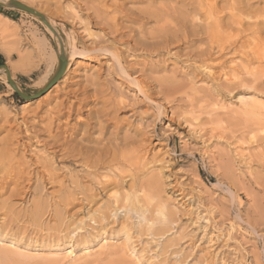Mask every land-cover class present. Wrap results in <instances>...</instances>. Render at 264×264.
Here are the masks:
<instances>
[{"label":"rangeland","instance_id":"374dc122","mask_svg":"<svg viewBox=\"0 0 264 264\" xmlns=\"http://www.w3.org/2000/svg\"><path fill=\"white\" fill-rule=\"evenodd\" d=\"M15 1L38 10L66 43L93 52L75 59L53 88L31 101L5 85L0 68V162L9 157L12 164L0 171V264H71L63 258L70 247L81 257L75 264H264V72L258 91L223 89V75L233 78L240 58L213 52L209 71L199 69L205 35L141 50L138 44L149 43L158 28L147 12L160 5L174 23L178 15L203 22L178 0ZM248 1L263 19L264 0ZM0 13L19 32L10 58L0 38V66L32 96L56 71L57 42L38 18L11 7ZM248 34L245 39L253 37ZM259 37L264 53V34ZM19 54L29 56L25 69L12 67ZM163 89L175 91L171 105L162 100ZM247 97V105L240 104ZM120 101L117 119L107 116ZM185 119L198 126L196 133ZM200 127L202 133L213 127L217 138L198 134ZM115 134L145 138L132 174L109 172L108 155L96 167L68 155L83 147L93 150L88 158L94 162L95 151L107 150ZM105 239L112 242L107 250L100 248ZM132 247L139 261L131 258ZM84 248L92 252L87 259L80 255Z\"/></svg>","mask_w":264,"mask_h":264},{"label":"bare ground","instance_id":"6f19581e","mask_svg":"<svg viewBox=\"0 0 264 264\" xmlns=\"http://www.w3.org/2000/svg\"><path fill=\"white\" fill-rule=\"evenodd\" d=\"M9 1H11V0H0V3H2L5 6H8ZM147 1L151 2L152 0H147ZM175 1H177V0H175ZM177 2H182V3L186 4V6L189 8L188 10L191 11L192 15L203 16L204 17L203 22L197 23L194 20L195 18L188 19L185 17V15H182L181 17H179V15H178V17H175L177 19H176V23H174L173 22L174 20L173 21L171 20L172 17H170V15H167L168 18L166 19V17L164 16L166 14H164V13H166L168 11V9L163 7L162 5H160V6L156 7L155 10L147 12L148 17H152L156 21L158 28L156 29L154 34L150 37L151 41H149V43L142 42V43L138 44L140 49L141 50L149 49V50L156 51L160 48L168 47L169 45H171L173 43L185 41L191 37H198L199 35H205L206 39L208 40L207 48L199 49L197 51V56L202 58V60L199 61V63H200L198 65L199 69H202L204 71H209L207 69L208 63L212 59V57L214 56L213 52H215V54H218L219 57H223L224 55L231 54L230 57L240 58V60H237L240 63L237 64L236 62H233V64L236 63V65H235L236 70L234 69L236 74L233 76V78L227 77L226 74L223 75V77L220 81L222 88L223 89H228V88L231 89L232 86H234V87L239 86L241 88L242 87L243 88L244 87L245 88H254L256 90L258 85H260V83L258 84V77H260V74L262 75L263 74L262 72H264V61H263L264 60V53H262V49H261V45H260L261 37H259L261 34H264V15H262L263 19H259L258 17H260V16H258L257 14L260 11L258 9H257L258 11L255 9L252 10V6H251V4L248 3L249 2L248 0L247 1H243V0H178ZM219 3L223 4V6H221V10L217 9V5ZM223 9H227L229 11L228 15L224 14ZM33 10H35L37 13L41 14L38 10H36V9H33ZM262 12L264 13V9ZM167 14H171V13L169 12ZM174 14H175V12H174ZM261 14L262 13H260V15ZM256 15L258 16L257 18L255 17ZM169 17H170V19H169ZM251 19H253L252 22H250ZM45 20L49 24V27H47L45 25L47 32L56 40L57 45H58L59 53L57 56H55L57 68L59 66V57L61 55L64 56V58L67 61V65H66L64 73L69 71L72 62H74L75 59H78L81 57L83 59L85 54H88L89 52L90 53L93 52V51H87L86 52L83 48H82V50H78L76 48V45L74 44V42L70 43V44L66 43L65 39L61 36V34L57 30V28L51 22H49L46 18H45ZM229 27L232 29H235L236 33L226 36L223 33V29L229 28ZM86 32H88V28L85 27L81 33H86ZM18 33L19 32H18V27H17L16 23L13 20L9 19L8 17H6L0 13V38L4 40V42H2L1 48H2V52L4 53V55L7 58H10L12 53L14 51H16L15 48H13L14 46L12 47V45L16 43V42L15 43L13 42L14 41L13 38L15 37V39H16V36L18 35ZM245 33H249L250 35H253V37H251L252 40L249 39L248 37H247V39H245L246 38ZM243 38H244V40H243ZM36 40H37V38H36ZM36 40L33 39V43H34L32 45L33 49H38L40 47ZM249 40H251V41H249ZM11 42H13V44ZM41 44H46V43L42 42ZM15 45H17V43ZM43 47H45V46H43ZM97 51H101V49H99V50L97 49ZM24 54H19L18 60L16 62H13V64H12L13 68L25 69L29 66V56L27 57ZM57 68H56V70H57ZM1 69L4 71L3 73L6 76L4 83L12 91L13 89L8 84V79H7V72H8L10 79L13 82L12 77H11V73H10L8 68L7 69L1 68ZM119 70L123 71V67L121 65H119ZM55 72H54V74H55ZM248 78H250V79H248ZM262 78H264L263 75H262ZM66 79L64 80V82L66 81ZM49 81L47 83H49ZM134 81H135V83L137 82L136 80H134ZM47 83H46V85H47ZM15 86L17 87L16 84H15ZM232 89H233V87H232ZM18 90H19V88H18ZM256 91H258V88ZM172 92H171V90L166 91V89L159 91V94L162 95L161 97H162V100L164 101V103L170 104L171 102L173 103V101L176 100V99L173 100L174 97H172V96H174L175 94H172ZM173 93H175V91ZM195 94L196 93H194V95ZM257 96L259 97V95H257ZM183 97H184V95H183ZM247 100H248V97L242 98L240 100V104L243 103L244 105H247L246 104ZM124 105H125V102H123V101H120V102L114 104L111 107V112L109 114H107V116H110L112 114L114 116V119L116 120L117 119L116 113L122 107H124ZM157 108L159 110V114H158V116H156V119H159V116H161L163 114V113H160V110L163 109V105L162 104L157 105ZM186 120H188V119L184 120L185 124H187V126L193 130L192 132L196 133L195 128L197 129L198 126L192 125L193 121L189 122L191 119L187 122H186ZM109 121H112V119H108L106 121V123ZM194 126H197V127L194 128ZM100 129L103 130V129H105V127H101ZM115 129H118V128L116 127ZM212 129H213V127H212ZM212 129L211 130L209 129L210 132L206 130V133H202L201 127H200V130L198 128V130H199L198 134L200 133V135H202V136H207L209 139H211V138L214 139L215 137L217 138L215 130L214 129L212 130ZM207 132H209V133H207ZM198 137H200V136H198ZM218 138H220V137H218ZM111 139L112 140H110L108 143L109 147L107 148V150L104 149L102 151H99V150L95 151V153L97 154V158H96V160L94 159V162L92 161L91 158H88V157H90L89 152L91 153V151H93V150L90 151L88 149H84L83 147L82 148H72L70 151H68L69 150L68 149L67 150L69 152L68 155L72 154V156H70V157L79 158L80 160L84 161L85 164L89 163V165L92 164L95 167L97 164L102 162L104 157L107 158L106 155H108V158L109 157L112 158L111 161H109V162L113 163V165L108 167L109 172H111L115 175L118 172L117 174L120 177L122 174H124L123 169L125 168L129 171L127 174H132V173H130L131 168L135 167V165L139 162L138 160H140V157H142V154L145 151V144H144L145 138L144 139L142 138L139 142H135L134 140H132V138H128L125 136L122 138H118L115 134L114 138H111ZM64 140H66V139H64ZM66 142L68 143V141H66ZM106 142H107V140H106ZM62 151H64V149ZM99 152L100 153L102 152V153L100 154ZM109 153L112 155V157L109 156ZM236 153H237V151H236ZM228 156H229V154H228ZM89 159H91V160L88 161ZM105 159L103 160V162L105 161ZM242 160L244 161L246 159H242ZM229 161H227V163ZM232 161H230V162H232ZM10 162H11V160L9 159V157H7V159H4V160L2 159V161L0 162V171L5 170V168H6L5 164L6 165H12ZM228 164H230V166H227V167L231 168L232 167L231 163H228ZM232 165H233V163H232ZM222 167H224V166L221 165V168ZM7 170H8V168L6 169V172H7ZM135 170H134V172H136ZM115 171H117V172L114 173ZM113 174H112V176H113ZM134 174L135 173H133V175ZM231 174H232V171L230 173V176H231ZM3 176H2V178H3ZM0 183H1V181H0ZM218 185H222V181L221 182L218 181ZM228 189L231 190L230 186L228 187ZM180 194H178V196ZM116 198H118V197H116ZM144 198L150 199L151 194H149V195L144 194ZM125 200L128 201L129 196H126ZM36 211H37V209H36ZM163 213H164L163 207L158 209V214L163 215ZM7 246L9 247L10 245L7 244ZM110 247H112V242L110 240H107V239L103 240V243L100 244V248L103 250H107ZM125 247L120 246L119 248H120V250L125 251L126 249H128ZM58 249L61 250V248H58ZM128 252L130 255H133V256H131V258L139 261L135 255L136 252H135V249L133 247H132V249H129ZM128 252L126 251L127 254H128ZM80 255H82L83 258L87 259L90 256H92V252L89 248H84ZM63 258L68 259L71 264H75L76 262H78L81 259V257H79V254H77L72 249V247H70L69 249L64 251ZM137 261H135V263Z\"/></svg>","mask_w":264,"mask_h":264},{"label":"water","instance_id":"95a60500","mask_svg":"<svg viewBox=\"0 0 264 264\" xmlns=\"http://www.w3.org/2000/svg\"><path fill=\"white\" fill-rule=\"evenodd\" d=\"M0 7H11V8H15V9L21 10L23 12H26L30 15L37 17L44 25L49 27V24L47 23V21L45 20V18L41 14L37 13L32 8H29L20 2H17L15 0H11V1H9L8 6H5L2 3H0ZM66 65H67V61L64 58V56L61 55L59 57V66H58L55 74L53 75V77L50 79L49 83H47V85L41 91L35 93L32 96H28V95L20 92L18 90V88L15 86V84L11 81L9 73L7 72L8 84L11 86L14 93L17 96H19L22 100H25V101L35 100V99L41 97L42 95H44L45 93H47L51 88H53L61 80V78L63 77L64 71H65ZM0 68L7 69V67L5 65H1Z\"/></svg>","mask_w":264,"mask_h":264},{"label":"trees","instance_id":"16d2710c","mask_svg":"<svg viewBox=\"0 0 264 264\" xmlns=\"http://www.w3.org/2000/svg\"><path fill=\"white\" fill-rule=\"evenodd\" d=\"M3 63V58L0 56V64Z\"/></svg>","mask_w":264,"mask_h":264}]
</instances>
